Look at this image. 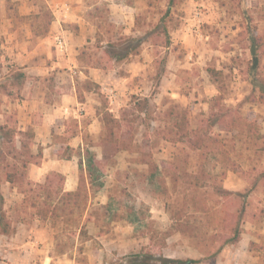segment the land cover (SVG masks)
<instances>
[{"label": "rangeland", "instance_id": "374dc122", "mask_svg": "<svg viewBox=\"0 0 264 264\" xmlns=\"http://www.w3.org/2000/svg\"><path fill=\"white\" fill-rule=\"evenodd\" d=\"M55 1L95 5V40L79 47V66L100 69L99 79L119 95L117 110L108 111L114 104L95 88L102 130L76 152L84 169L95 168L90 208L109 204L97 222L78 214L69 223L42 219L31 207L36 183L27 170V183L9 185L1 162L2 210L12 231L0 236V264H124L139 252L195 264H264V141L244 126L264 134V0H0L11 18L0 27V121L11 128L21 98L17 45L24 54L36 50L40 61ZM252 38L262 43L258 66ZM131 47L144 54L115 59ZM136 59L142 74L129 80ZM175 106L186 112L183 140L170 131L167 111ZM105 113L120 121L112 125L119 148L101 143ZM199 138L202 148H192ZM19 140L29 141L2 140L9 168L28 157ZM82 225L86 235H79Z\"/></svg>", "mask_w": 264, "mask_h": 264}, {"label": "crops", "instance_id": "0c3cea01", "mask_svg": "<svg viewBox=\"0 0 264 264\" xmlns=\"http://www.w3.org/2000/svg\"><path fill=\"white\" fill-rule=\"evenodd\" d=\"M94 6L62 5L59 2L50 5L54 18L48 35L40 38L43 48L38 53H44L39 56L40 61L35 57L36 50L22 53V45H17L20 51L14 56L26 75L21 86V98L13 106L15 125L20 131L30 128L33 131L31 151L34 154L39 149L41 151L37 163L27 166L28 178L32 182L42 183L47 175L59 173L64 177L63 191L75 190L77 186L79 160L76 152L84 150V137L97 138L102 130L97 112L100 102L95 97L96 87L87 89L83 83H95L99 91L105 92L110 104H114L108 111L117 110L120 103L116 89L107 86L108 82L103 76L99 79L100 69L79 66V61H82L77 57L79 47L95 40L93 27L97 17L93 15ZM113 6L107 5V8ZM6 10V5H0V27L11 23ZM26 10V5L19 6L20 14H25ZM129 11L135 12V7H129ZM56 36L62 38L63 50L57 47ZM143 54L139 52L134 57ZM136 60L129 65V80L142 74L143 67H138L141 62ZM49 74L51 77L48 81L51 83L47 86L45 78ZM0 122L5 123L4 120ZM50 260L47 258L46 262L50 264ZM66 261L69 262L66 264H74L71 259Z\"/></svg>", "mask_w": 264, "mask_h": 264}, {"label": "trees", "instance_id": "16d2710c", "mask_svg": "<svg viewBox=\"0 0 264 264\" xmlns=\"http://www.w3.org/2000/svg\"><path fill=\"white\" fill-rule=\"evenodd\" d=\"M150 5V2L148 3ZM40 34V33H36ZM262 45L259 38H252L250 44V52L252 55V61L255 66H258V63L261 61V57L258 56L257 51L261 48ZM138 51L133 48H129L124 56H115V59L120 60L127 55L136 54ZM19 71L15 72V76L17 77L16 80L18 87H21L24 83L26 78L25 73L18 68ZM83 87L87 89H92L93 87L98 88V85L92 83L90 81L84 82ZM259 91L264 92V85L259 86ZM167 115L172 120L171 132L172 129H175L176 132L173 134V140H183L185 137H188L189 131L187 130L186 123L187 117L186 112L184 109L179 108L178 106L171 107L167 111ZM104 123V130H107V133L102 136L101 143H109L114 144L118 141L112 140V125L117 124L120 125V121L112 117L110 113H105L102 117ZM116 125V126H117ZM249 131L254 133L257 136V139H261L264 141V134L260 133L259 131H253L249 125H245ZM16 135H24L29 140L28 142H24L19 140L18 151H22L23 155L27 154V158L22 159L21 164L19 166H14L9 168V164L6 160L7 151H5L2 147V140L7 139L8 141L13 140ZM12 138V139H11ZM33 138V131L28 128L25 131L17 130L16 127L11 128L9 127L6 122H0V163H3L2 168L4 169L3 172V180L5 182H9L13 185H21L24 182H28L27 178V166L29 163H37V159L41 156L40 149L36 154L32 153L31 151V144ZM204 139L199 138L192 142V148L200 149L202 148V143ZM119 148V145H116ZM25 153V154H24ZM16 158V157H14ZM36 159V161H33ZM92 159L88 158V164L91 163ZM100 166L103 164V161H99L98 163ZM93 163H91V166ZM9 169V170H7ZM95 168H83L81 161H79V173H78V184L75 190L72 191H63V175L59 173H52L47 175L45 181L42 183L34 184V187L29 190L30 192L34 193V200L31 202V207L36 210V215H39L42 219H46L47 217L57 218V217H64L67 220V223L72 222V218L74 214H78V216H84V219L89 222H97L100 219V208L106 210L108 208V204H98L93 205L96 207L90 208L89 205V197H90V183L93 181V176ZM1 180V177H0ZM2 203H3V196L0 193V236L1 235H8L11 233L12 229L10 227V223L5 218V214L2 210ZM79 217V218H80ZM118 219V217H114ZM79 235H86V230L84 225L79 227ZM72 232H75L73 230ZM170 233L169 230L164 231L163 239L168 236ZM75 234V233H72ZM237 237L230 238L229 243L232 244L237 242ZM195 264L198 262L196 259H176V258H168L164 256L154 257L150 253H134L131 255L126 256V261L124 264Z\"/></svg>", "mask_w": 264, "mask_h": 264}, {"label": "built area", "instance_id": "2783aa9c", "mask_svg": "<svg viewBox=\"0 0 264 264\" xmlns=\"http://www.w3.org/2000/svg\"><path fill=\"white\" fill-rule=\"evenodd\" d=\"M56 45L60 50H63L64 42L60 36L55 37Z\"/></svg>", "mask_w": 264, "mask_h": 264}]
</instances>
